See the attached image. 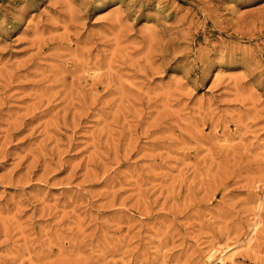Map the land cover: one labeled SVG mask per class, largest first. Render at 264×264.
I'll return each mask as SVG.
<instances>
[{"label":"rangeland","instance_id":"rangeland-1","mask_svg":"<svg viewBox=\"0 0 264 264\" xmlns=\"http://www.w3.org/2000/svg\"><path fill=\"white\" fill-rule=\"evenodd\" d=\"M207 262L264 264V0H0V264Z\"/></svg>","mask_w":264,"mask_h":264},{"label":"bare ground","instance_id":"bare-ground-1","mask_svg":"<svg viewBox=\"0 0 264 264\" xmlns=\"http://www.w3.org/2000/svg\"><path fill=\"white\" fill-rule=\"evenodd\" d=\"M259 207H260V206H259ZM257 208H258V207H257ZM257 208H256V209H257ZM258 211H259V210H258ZM256 212H257V211H256ZM254 216H255V215H254ZM258 218H259V217H258ZM258 220H260V219H258ZM256 223H258V222H256ZM252 224H253V223H252ZM252 224H251V225H252ZM255 225H256V224H255ZM255 225H253V226L255 227ZM250 231H251V230H250ZM252 232H253V231H252ZM252 232H251V233H252ZM254 232H255V231H254ZM256 232H257V230H256ZM256 232H255V233H256ZM256 234H257V233H256ZM250 235H251V234H250ZM251 236H252V235H251ZM253 236L255 237V234H254ZM245 237H246V236H245ZM245 237H244V238H245ZM249 237H250V236H249ZM247 238H248V237H246V239H247ZM255 239H256V238H255ZM240 242H241V241H240ZM245 242L247 243V241H245ZM250 242L252 243L251 239H250ZM250 242L247 244L248 248H249V246H251ZM246 243H245V244H246ZM236 244H237V243H236ZM249 244H250V245H249ZM254 244H255V243H254ZM254 244H253V245H254ZM234 246H235V245H234ZM245 246H246V245H245ZM247 246H246V247H247ZM241 247H244V246H241ZM251 247H252V246H251ZM228 249H229V248H228ZM219 251H220V250H219ZM227 251H228L227 253H229V250H227ZM235 251H236V250H235ZM212 253H213V252H211V254H212ZM223 253H224V252H223ZM230 253H231V252H230ZM230 253H229V254H230ZM214 255H215V254H214ZM214 255H213L212 257H214ZM226 255H227V254H226ZM232 255H234V254L232 253ZM222 256H223V255H222ZM230 257L232 258V256H230ZM210 258H211V256H210ZM220 259H221V261H222V258H220ZM226 259H227V258H226ZM229 259H230V258H229ZM230 260H232V259H230ZM215 261H216V260H215ZM221 261H220V263H221ZM209 262H210V261H209ZM229 262H230V261H229ZM232 262H233V261H232ZM222 263H224V262L222 261ZM207 264H208V262H207ZM210 264H212V263H210Z\"/></svg>","mask_w":264,"mask_h":264}]
</instances>
